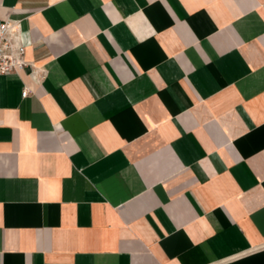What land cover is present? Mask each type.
<instances>
[{"label": "crops", "instance_id": "obj_1", "mask_svg": "<svg viewBox=\"0 0 264 264\" xmlns=\"http://www.w3.org/2000/svg\"><path fill=\"white\" fill-rule=\"evenodd\" d=\"M7 17L28 64L0 75V264H264V0Z\"/></svg>", "mask_w": 264, "mask_h": 264}, {"label": "built area", "instance_id": "obj_2", "mask_svg": "<svg viewBox=\"0 0 264 264\" xmlns=\"http://www.w3.org/2000/svg\"><path fill=\"white\" fill-rule=\"evenodd\" d=\"M19 21L7 17L0 19V75L18 74L28 63L24 58L25 46L18 40ZM29 90L24 87L22 96Z\"/></svg>", "mask_w": 264, "mask_h": 264}]
</instances>
